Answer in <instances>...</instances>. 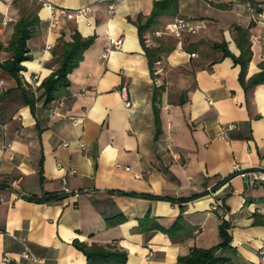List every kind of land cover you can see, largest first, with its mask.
<instances>
[{
	"label": "crops",
	"instance_id": "obj_1",
	"mask_svg": "<svg viewBox=\"0 0 264 264\" xmlns=\"http://www.w3.org/2000/svg\"><path fill=\"white\" fill-rule=\"evenodd\" d=\"M44 1L55 12L35 0H0L5 48L22 19L39 21L27 42L31 60L22 64L26 84L0 67V259L88 264L79 242L112 245L128 254L125 264H179L195 248L222 244L226 221L236 254L224 255L234 264H264V182L251 186L234 170L264 173V84L250 85L264 70V20L254 23L246 7L251 1L264 12V0ZM158 3L144 39L170 50L155 79L139 24ZM85 8L72 20L60 12ZM176 18L202 29L177 38L169 31ZM234 27L250 34L244 84ZM76 34L94 42L68 86L45 104L40 86ZM110 39L123 44L104 59ZM224 44L232 56L214 48ZM11 57L3 51L0 62ZM48 194L62 196L42 202ZM26 251L33 259L21 258Z\"/></svg>",
	"mask_w": 264,
	"mask_h": 264
},
{
	"label": "trees",
	"instance_id": "obj_2",
	"mask_svg": "<svg viewBox=\"0 0 264 264\" xmlns=\"http://www.w3.org/2000/svg\"><path fill=\"white\" fill-rule=\"evenodd\" d=\"M251 2V1H247ZM252 5H254L251 2ZM163 4L158 3L155 5V12L153 16L149 19L147 24H139V33L142 47L149 59L151 66L152 75L155 79L159 75H155L156 64L162 63L163 55L169 52V47L165 44H160L158 47H148L145 39L144 33L148 30L152 23H154V17L158 15V11ZM259 11V10H258ZM38 20L22 19L15 28V34L8 47H4L0 44V53L3 51L12 54L11 59L1 63L0 67L13 76L19 85L23 86L26 83L23 82V77L21 73L26 70L22 64L26 61L31 60L29 55L30 50L28 48L27 42L33 37V29L38 23ZM237 33V44L241 49V57L239 59L234 58L236 63L242 65V74L240 81L244 84L245 81V66L249 63L251 59V43L249 39V29H243L240 27H234ZM72 42H65L62 47V52L60 56V65L58 69L46 80H44L40 86L44 90V95L46 97L45 104H49L56 100L57 93L60 88L67 87L69 84V75L73 72L75 68L82 61L85 51L93 44L94 39H84L80 34L73 36ZM216 49H223L225 56H232L231 53L226 49L224 45H215ZM264 84V70L259 73L254 79L251 80L250 85ZM159 90H156L154 98V106L156 109V103L158 99ZM27 101L32 103V100L27 95ZM60 194H48L41 197V201H54L61 198ZM31 200L34 197L30 198ZM229 225L226 221L223 222L221 226V237L223 239L222 244L211 250L203 249H193L189 255L184 257H179V264H234L230 256L224 255V253H230L235 256L236 252L231 247V236L229 235ZM163 230V229H162ZM171 233V231H168ZM75 247L79 249L87 258L88 264H125L128 260V254L120 249H116L112 245L109 246H99L92 245L88 246L81 244L79 242L75 243Z\"/></svg>",
	"mask_w": 264,
	"mask_h": 264
},
{
	"label": "built area",
	"instance_id": "obj_3",
	"mask_svg": "<svg viewBox=\"0 0 264 264\" xmlns=\"http://www.w3.org/2000/svg\"><path fill=\"white\" fill-rule=\"evenodd\" d=\"M35 1H38L39 3L42 4L43 7L50 9L52 12H55L54 7L52 5H50L48 2H46L44 0H35ZM203 1L205 3H207L208 5H212L215 2V0H203ZM246 7L251 12L254 23H259L261 20H264V12L258 11V9L254 5H252L251 2H246ZM110 11H111V13L114 11V8L112 6L110 7ZM60 12L66 18L72 20V19L79 17V16H85L89 12V8L81 9V10L77 11L76 13L66 12V11H60ZM201 29H202L201 24H192L189 21H186V20L180 19V18L174 19L169 24L170 34L177 37V38H181L183 33H188L190 35H196L199 33V31ZM154 35L156 38H162L164 36V33L157 31L154 33ZM145 42H146L148 47L152 46L150 39H146ZM122 44H123L122 39H110L109 44L104 49L103 58L104 59L108 58L109 55L114 50H118L122 46ZM192 56L195 57V55H192ZM161 72H162L161 63L159 62L156 64L155 75L158 76L161 74ZM156 84L160 85V82L157 80ZM121 94H122V98H123V101H124L126 107L130 108L132 103H131V100L129 97L128 84L127 83H125L122 86ZM235 128L236 127L234 125H231V126H228L226 130L230 131V130H233ZM65 146H67V145H65ZM127 170L130 171L131 169L127 168ZM234 170H235V173L239 174L240 177L245 179L246 182L251 186L258 183V182H264V173H257V172H253V171H244L240 167V165H236ZM73 172H75V171H73ZM136 177L139 178L140 175H137ZM63 182H64V184H67L66 179H64ZM208 192L210 194H212V188H209ZM214 209L216 210L219 217L222 219L227 215V209L222 202L217 203ZM21 258L26 259V260H30L31 258L33 259V257H31V254L28 251L22 253ZM0 264H14V263H12V258L10 255H5L2 259H0Z\"/></svg>",
	"mask_w": 264,
	"mask_h": 264
},
{
	"label": "rangeland",
	"instance_id": "obj_4",
	"mask_svg": "<svg viewBox=\"0 0 264 264\" xmlns=\"http://www.w3.org/2000/svg\"><path fill=\"white\" fill-rule=\"evenodd\" d=\"M173 43V42H172Z\"/></svg>",
	"mask_w": 264,
	"mask_h": 264
}]
</instances>
